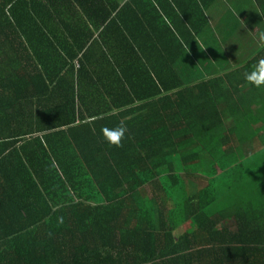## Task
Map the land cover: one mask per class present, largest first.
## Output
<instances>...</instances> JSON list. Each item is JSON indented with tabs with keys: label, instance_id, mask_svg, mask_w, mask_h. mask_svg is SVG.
<instances>
[{
	"label": "trees",
	"instance_id": "1",
	"mask_svg": "<svg viewBox=\"0 0 264 264\" xmlns=\"http://www.w3.org/2000/svg\"><path fill=\"white\" fill-rule=\"evenodd\" d=\"M111 1L0 0V264H264V46L179 73L197 0L156 69Z\"/></svg>",
	"mask_w": 264,
	"mask_h": 264
},
{
	"label": "crops",
	"instance_id": "2",
	"mask_svg": "<svg viewBox=\"0 0 264 264\" xmlns=\"http://www.w3.org/2000/svg\"><path fill=\"white\" fill-rule=\"evenodd\" d=\"M113 1L118 5L113 13L115 18L123 21L126 32L140 35L142 51L146 57H155L151 67L156 69L164 68L166 53L172 55L184 44L182 39L190 34V27L187 32L185 25L193 23L197 16V0H140L139 9L133 0ZM123 5L124 11L118 15ZM202 8L207 25L194 36L192 43L184 45L182 55L173 65L179 73L186 72L187 76L199 71L211 77L224 66H237L264 46V41L260 40L264 17L255 0H214ZM100 32L96 33V39ZM253 109L258 116L264 115L261 101H256ZM259 187L260 209L264 213V179Z\"/></svg>",
	"mask_w": 264,
	"mask_h": 264
},
{
	"label": "clouds",
	"instance_id": "3",
	"mask_svg": "<svg viewBox=\"0 0 264 264\" xmlns=\"http://www.w3.org/2000/svg\"><path fill=\"white\" fill-rule=\"evenodd\" d=\"M260 40L264 41V33L260 34ZM245 78L253 86L260 87L264 85V60L259 61L257 71L246 74ZM126 130V126L121 124L113 129H102V134L107 144L119 147Z\"/></svg>",
	"mask_w": 264,
	"mask_h": 264
},
{
	"label": "rangeland",
	"instance_id": "4",
	"mask_svg": "<svg viewBox=\"0 0 264 264\" xmlns=\"http://www.w3.org/2000/svg\"><path fill=\"white\" fill-rule=\"evenodd\" d=\"M225 67H227V66H224V68ZM257 92V91H256ZM256 92H254L252 95H255L256 94ZM264 97V96H263ZM259 126V125H258ZM264 140V139H263ZM263 157V161H264V151H263V155H261V157L260 158H262ZM254 160V159H253ZM240 166V165H239ZM201 169L202 170H204V171H206V172H208L209 171V167L208 166H206L205 164H201ZM251 179H253L254 181H255V177L253 178V176H252V178ZM252 180V182L254 183V181ZM259 184V180H258V182H257V185ZM252 186V185H251ZM253 187V186H252ZM254 188V187H253ZM259 189V188H258ZM227 199V198H226ZM220 207V205L219 204H217L215 207H214V209H217V208H219Z\"/></svg>",
	"mask_w": 264,
	"mask_h": 264
},
{
	"label": "flooded vegetation",
	"instance_id": "5",
	"mask_svg": "<svg viewBox=\"0 0 264 264\" xmlns=\"http://www.w3.org/2000/svg\"><path fill=\"white\" fill-rule=\"evenodd\" d=\"M260 107H262V106L260 105Z\"/></svg>",
	"mask_w": 264,
	"mask_h": 264
}]
</instances>
